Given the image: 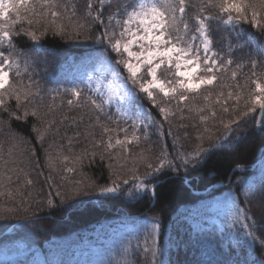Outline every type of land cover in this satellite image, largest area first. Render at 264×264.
<instances>
[{
    "label": "trees",
    "instance_id": "obj_1",
    "mask_svg": "<svg viewBox=\"0 0 264 264\" xmlns=\"http://www.w3.org/2000/svg\"><path fill=\"white\" fill-rule=\"evenodd\" d=\"M93 2L96 3V0ZM58 3L61 5L59 10L64 13L58 23L65 26V35L56 36L50 30L38 43L28 40L27 37L17 39L18 48L35 58V66L21 77L10 74V83H15L22 90H27L29 76L39 81L44 94L43 100H37L35 106L40 107L42 113L51 108L48 115L42 118L45 121H54L53 126L49 129L47 123L41 125L35 118L29 117L27 122L13 120L9 127L7 113L0 110V118L5 120V123L0 124V149L3 152L0 174H4V184L0 186V192L4 193L0 196V264H31V259L36 257L39 258L35 260H42L43 264H105L109 257L119 253L121 246L129 240L133 247L137 238L143 243L144 228L146 225L150 227L151 221L160 225L157 245L166 252L160 259L170 260L171 264H223L229 258L237 264H250L256 259L264 260V250L259 246L254 249L252 255L243 248L237 249L236 241L228 234V230L220 225L221 222L228 223L229 207L226 197L232 193L240 207L248 211L257 228L264 231V209L261 208V205L264 208L261 203L264 201V188H261L264 185V177L254 181L251 188L255 190V194L249 192L250 186L247 185L249 179L256 175V172L248 170L264 157V134L256 131L255 113L247 118L246 123L241 121V127L234 125L235 130L227 140L221 141L224 147H218L206 154L205 163L197 169L190 170L187 174L183 168L178 174L169 173L165 169L155 184L149 185V188H154L153 196L151 192L140 195L133 192L130 196L128 192L131 189V181L129 185H122L123 191L119 193L101 194L100 189L106 185L111 186L114 177L108 169L109 161L106 159L101 162L98 156L95 162L85 158L82 165H76L75 172L63 171L62 156L72 158L93 150V138L84 135L90 128L91 113L84 107H69L67 100L71 97L63 90L78 84L70 78V72L83 61L96 57L103 51V47L97 45L94 40L102 29L86 16L88 0H58ZM117 4L118 0H112L111 5L106 2L105 23ZM96 6L98 7V4ZM195 11V8L187 9L190 25L195 24ZM78 23L85 24L86 27L79 30L77 35ZM23 26L28 27L27 24ZM44 26L32 25L38 30V34ZM239 30L251 36L254 45L235 47L236 34L232 33L229 37L223 27L213 24L214 48L220 50L221 46L226 44L224 38L228 37L235 47L233 59L236 63L243 62L241 68L237 69L233 65L222 75L221 79L225 85L234 83L231 80L232 71L237 72L236 82L242 85L245 78L250 76L251 59L260 62L258 72L264 71V53L257 51V47L264 48V33L257 32L247 24L240 25ZM89 35L93 36V39H87ZM34 44L41 49L39 52L32 51ZM227 50L225 46L224 51ZM108 55L113 59L115 57L110 51ZM35 87L32 86L33 91ZM248 87H255L251 80L248 81ZM55 88H59L61 94L53 100L48 90ZM221 90L226 94L229 89H222L220 85L213 89L211 106L217 111V117L215 121H208L207 131L205 125L196 117L195 111L187 113L185 110V119L181 120L177 113L176 116L170 117L168 122H164V136L151 131L148 139L142 138L138 146L129 145L131 152L121 154L127 158L126 161L114 155L111 162L117 166L118 171L119 164H126L122 174H127L129 169L135 167L138 174L143 176L148 171L146 163H158L163 148L167 149L171 158L177 150L191 153L201 144L197 139L198 135L203 137L204 148L221 140L225 129L220 119L224 118L226 121L229 117L228 113H223L220 107L215 105V97ZM201 91L203 92V89ZM185 103L196 107L205 106L202 96ZM232 103L233 101H229V104ZM6 104L15 110V99L7 100ZM32 106L28 105L30 108ZM144 106L150 108L147 100L144 101ZM171 107L175 110L174 104ZM112 111L114 114V109ZM151 111L158 122L162 120L157 109L152 108ZM65 116L68 117L67 120L63 119ZM103 120L105 118H102ZM34 123L44 132L43 142L37 138V133L32 131ZM180 124L185 127H178ZM111 127L117 126L111 124ZM119 127L127 128L131 135V121L121 120ZM169 130L172 135H167ZM77 132L80 133L79 136ZM94 132L95 140H99L102 129L95 127ZM117 134L120 138L124 136L123 132L112 133L113 136ZM69 139L73 141L71 146ZM117 152V149L113 150L114 154ZM49 157L54 167H50ZM5 160L8 161L7 165L4 164ZM238 168L245 171H237ZM7 176L12 177L11 182L7 180ZM27 180L32 181L31 185L26 183ZM74 187L79 188L78 195L71 191ZM9 190L14 199L8 198ZM50 199L54 202V207L48 206ZM217 201L221 203L222 209L210 215L208 209ZM8 208H13L14 211L9 212ZM223 210L226 219H222ZM26 218H30L32 223H25ZM122 220L133 222L134 230L120 229L112 241L108 239L102 243L100 260L92 259L90 246L93 245L94 236L100 235L102 226L116 228ZM262 231H257L258 237L262 236ZM107 237L108 235L102 236L103 239ZM82 242L88 247L82 246ZM119 258V255H116V259ZM129 259L132 264H146L142 253L130 255Z\"/></svg>",
    "mask_w": 264,
    "mask_h": 264
},
{
    "label": "snow or ice",
    "instance_id": "obj_2",
    "mask_svg": "<svg viewBox=\"0 0 264 264\" xmlns=\"http://www.w3.org/2000/svg\"><path fill=\"white\" fill-rule=\"evenodd\" d=\"M106 2L111 5L112 0H88L86 16L99 24L102 31L94 37L95 43L103 47V51L90 62L91 71L85 73V78L79 84H73L65 88L63 92L68 95L67 104L69 107H84L89 110L90 128L85 131L86 137L93 138V150L76 157L62 156L64 165L63 171L75 172L76 165L83 164L85 158L95 162L97 156L101 162L109 161L108 169L114 177L111 186H103L101 194H116L121 191L122 185H129L137 195L151 192L155 194L154 188L149 185L155 184L157 178L165 172L178 174L183 168L187 174L205 163L206 154L218 147H224L221 142L227 140L228 136L235 129L233 126L241 127V121L247 122L252 114H256V131L264 134V71L258 72L260 62L251 59L250 76L245 78L241 85L236 82L237 72H231V80L234 82L225 85L221 79L233 65L237 69L243 66V62L236 63L232 53L235 47H242L244 44L254 45L253 38L240 31V25H250L257 32L264 33V0H118L115 11L109 13L107 23L104 19ZM98 4V7L96 6ZM61 5L58 0H0V110L7 113L9 127L11 121H28L29 117L35 118L39 124L47 123L50 129L54 121H45L42 116L48 115L49 107L42 113L41 108L35 106L36 101L43 100L44 90L40 87L39 81L29 76L27 90H22L15 83H10V74L21 77L34 69L35 58L18 48L17 39L27 37L28 40L39 42L51 30L53 35H65V26L58 23L64 15L59 9ZM195 8L193 14L194 25L189 24L187 9ZM214 10V11H210ZM75 5H73V15ZM223 27L228 32L236 34L237 43L233 46L231 40L225 37V45L216 50L213 44V24ZM27 24L28 27L23 25ZM33 24H44L42 30L34 29ZM19 26V27H18ZM85 24L78 23L76 26L77 35L79 30L84 29ZM194 29V31H193ZM87 39H93L89 35ZM258 39V38H257ZM227 51H224V47ZM135 49V50H134ZM41 49L33 45L32 51L39 52ZM115 54L114 59L108 53ZM257 51L264 53V48L257 47ZM23 62V63H22ZM255 85L248 87V81ZM35 85V90L32 86ZM220 85L229 90L225 94L221 90L215 97V105H218L223 113L229 117L220 123L225 129L224 136L208 148L202 145L203 137L198 135L201 141L196 148L187 153L177 150L176 154L169 158L166 148L161 149L158 163H146L148 171L143 176L138 174L135 167L129 169L127 174H122L126 164L117 166L111 161L113 156H119L127 160L121 154L131 152L129 145H139L142 138L148 139L151 131L159 136H164V122L170 117L180 115L185 119L186 112H196V117L201 124L205 125L211 119L215 121L217 111L212 107L213 89ZM203 89V92L201 91ZM48 94L55 100L61 94L59 88L49 89ZM143 94V95H141ZM202 96L205 106L196 107L186 104V101L196 100ZM15 99L16 108L12 110L6 104L7 100ZM147 100L150 108L144 106ZM223 101V102H222ZM229 101H233L229 104ZM241 101L243 106H241ZM175 105V110L171 105ZM28 105H33L31 108ZM113 108L115 113L113 114ZM157 109L162 117L157 121L151 109ZM102 118L105 120L102 121ZM67 120L68 117L63 118ZM131 121L132 132L129 135L127 128L119 127L120 121ZM83 117L80 118V122ZM76 120L73 118V123ZM111 122V123H108ZM5 120L0 118V124ZM63 123V120L61 121ZM115 124L117 127H111ZM194 126V125H193ZM100 127L102 134L99 140H95L94 128ZM178 127H185L184 124ZM32 131L37 133V138L43 142L44 132L37 126L32 125ZM114 132H123V138ZM80 133L77 132V136ZM167 135H172L171 131ZM176 138H174L175 141ZM211 139V137H209ZM73 141L69 139V145ZM175 148V143H174ZM117 149V153L113 150ZM71 151V147H69ZM12 155L11 149L9 156ZM0 160H3V152L0 149ZM50 167H54L49 157ZM8 161H4L7 165ZM12 177L7 176L11 182ZM26 183L31 185L32 181ZM4 184V174H0V186ZM264 188V185L261 186ZM79 194V188L71 189ZM249 192L255 194L251 187ZM4 193L0 192V196ZM59 195V193H57ZM248 193H246L247 199ZM9 199H14L12 192L7 193ZM229 207L227 230L228 234L236 241L237 249L243 248L249 255L259 246L264 250V231L258 229L255 221L248 211L237 202V198L229 193L226 197ZM48 206L54 207V202L48 200ZM7 211H14L8 208ZM25 223H32L26 218ZM257 231H262V236H257ZM160 233V225L156 221L150 222V227L145 226L143 243L137 238L135 246L131 240L121 246L116 255H111L105 264H132L130 255L142 253L146 264H171L170 260L160 259L166 252L157 245V236ZM238 254V253H237ZM231 254H229L230 257ZM223 264H237L229 258ZM250 264H264V260H252Z\"/></svg>",
    "mask_w": 264,
    "mask_h": 264
},
{
    "label": "rangeland",
    "instance_id": "obj_3",
    "mask_svg": "<svg viewBox=\"0 0 264 264\" xmlns=\"http://www.w3.org/2000/svg\"><path fill=\"white\" fill-rule=\"evenodd\" d=\"M92 59H88V60H85L82 63H80L73 71L70 72V74H69L70 78L75 80L77 83H80V81L85 78V73H88L91 71L90 62L92 61ZM114 111H115V109H114ZM256 170H257V174L253 178H251L249 180V182L247 183L251 187L253 186V180H260L264 176V162L261 163L260 166L258 167V169H256ZM261 203H263V206H264V201H262ZM261 208L264 209L262 207V205H261ZM221 209H222V205L220 202L217 201V202H214L212 204V206L208 209V212L210 215H212L213 213L220 211ZM225 217H226L225 212L223 210L222 219H226ZM121 222L122 223L118 224L116 226V228H113L111 226H104V227L102 226L101 227V230H100L101 232H99L101 236L95 235L93 238V241H92L93 245L90 246V247H92V251L90 253H93L92 259H95L98 261L100 260L102 243H104L105 240H108V239H111V241H112V239L118 235L120 229L127 228L129 230H134L135 225L133 224V222L130 223L128 221H123V220ZM220 225L223 226V228L225 230H227V223L221 222ZM106 235H108V237L103 239L102 236L104 237ZM95 237H97V238H95ZM108 242H110V241H108ZM82 246L88 247L85 242H82ZM38 258L39 257L31 259V264L32 263H34V264H43L44 263L42 260L41 261L35 260ZM52 264H54V263L52 262Z\"/></svg>",
    "mask_w": 264,
    "mask_h": 264
}]
</instances>
